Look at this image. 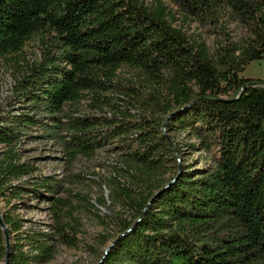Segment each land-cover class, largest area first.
Segmentation results:
<instances>
[{"label":"trees","instance_id":"obj_1","mask_svg":"<svg viewBox=\"0 0 264 264\" xmlns=\"http://www.w3.org/2000/svg\"><path fill=\"white\" fill-rule=\"evenodd\" d=\"M171 1L179 13L162 0L153 10L140 0H0V58L44 32L55 36L59 50L24 81L19 100H29V114L20 115L15 127L0 117V145L8 148L0 159V199L9 205L8 198L56 191L50 178L33 189L14 185L38 171L18 159L19 132L40 127L49 116L53 125L40 128L63 140L72 161L117 139L127 149L124 166L133 183L117 177L110 187L130 221H122L98 264H264V80L241 76L264 60V0ZM176 14L186 23L214 26L232 16L247 36L235 42L223 33L212 50L202 36L175 27ZM123 66L141 72L152 90L147 105L168 121L59 119L85 93L113 86ZM188 128L216 145L219 156L212 168L178 171L165 181L161 171L180 153L165 133ZM53 201L57 221L48 232L25 229L12 210L3 214L11 235L9 264H47L59 245L78 246L61 201ZM213 231L220 235L207 240ZM6 256L0 227V264Z\"/></svg>","mask_w":264,"mask_h":264},{"label":"rangeland","instance_id":"obj_2","mask_svg":"<svg viewBox=\"0 0 264 264\" xmlns=\"http://www.w3.org/2000/svg\"><path fill=\"white\" fill-rule=\"evenodd\" d=\"M157 2L140 0L141 5L151 10ZM162 3L180 12L171 0H162ZM180 15L176 14L174 26L182 28L188 36H202L212 50L224 41V34L228 33L235 42L247 36L245 29L234 22L232 16L224 17L219 26H214L186 23ZM54 38L51 33H39L27 41L19 52L0 58V117L6 119L12 127L16 126L14 122L20 115H27L31 110L29 100H19L22 86L27 85L24 81L31 80L32 70L45 64L50 55L59 53ZM241 76L264 80V60L251 63ZM110 85L113 86H108L106 91L87 92L80 102L67 104L64 112L58 116L59 119L65 121L63 119L66 117L89 116L113 121L126 118L141 125L156 118L168 121L167 114L160 115L156 109L147 105L152 90L138 69L121 67ZM133 89L138 94L133 93ZM39 119L41 114L37 117ZM52 121L51 117L45 116L40 120V127L53 125ZM40 127L24 128L19 132L16 148L18 159L37 167L38 171L32 180L23 178L14 182V185L33 189L35 184L42 181L41 178H50L57 185L56 191L23 194L21 200L8 198L11 201L9 205L6 200L0 199V211L5 214L12 210L15 217L22 220L25 229L48 232L57 221L53 214V200L61 201L64 223L73 229V233L77 232L79 243L74 248L59 245L55 259L47 264H98L118 238L122 221H130L131 213L119 199L113 198L114 185L110 187L117 177L121 184L131 186L133 183L131 174L127 173L128 169L124 166L127 149L117 139L105 143L94 155L78 156L72 161L63 140L51 138ZM165 135L180 149V153L161 171L165 181L171 180L178 171L193 174L214 166L219 152L218 147L210 143L209 139L194 137L191 128L168 131ZM6 150L7 147L0 145V159ZM41 193L42 197L39 198ZM219 235L218 232H209L206 239H214Z\"/></svg>","mask_w":264,"mask_h":264},{"label":"water","instance_id":"obj_3","mask_svg":"<svg viewBox=\"0 0 264 264\" xmlns=\"http://www.w3.org/2000/svg\"><path fill=\"white\" fill-rule=\"evenodd\" d=\"M0 227L4 231V237L6 241V248H7V256L4 260V264H9L10 261V251H11V235L9 228L5 225L3 220V214L0 211ZM112 247V246H111ZM111 247L106 251L105 255L111 250Z\"/></svg>","mask_w":264,"mask_h":264}]
</instances>
